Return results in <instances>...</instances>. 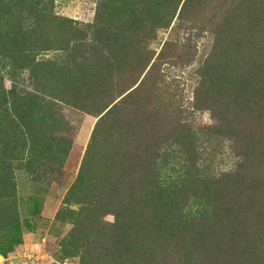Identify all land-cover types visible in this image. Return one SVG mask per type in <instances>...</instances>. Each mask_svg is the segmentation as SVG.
Segmentation results:
<instances>
[{"label":"rangeland","instance_id":"1","mask_svg":"<svg viewBox=\"0 0 264 264\" xmlns=\"http://www.w3.org/2000/svg\"><path fill=\"white\" fill-rule=\"evenodd\" d=\"M24 1L0 7L37 27L0 30V264H264V0ZM153 169L213 215L132 213Z\"/></svg>","mask_w":264,"mask_h":264},{"label":"trees","instance_id":"2","mask_svg":"<svg viewBox=\"0 0 264 264\" xmlns=\"http://www.w3.org/2000/svg\"><path fill=\"white\" fill-rule=\"evenodd\" d=\"M14 1L15 0H0L1 9L6 6V10L10 11L7 6L15 5L19 11V15L22 14L24 12L25 1L20 0L18 4H14ZM1 12L2 11H0V13ZM27 19L28 17H26L25 20L19 19L17 23L12 24L11 16L4 19L0 17V28H3L0 30L4 31L8 29V34L11 36H28L37 27L35 23L33 24L34 27L31 24H27ZM181 176L182 175L179 174V180ZM215 176H217V174ZM215 176H213L212 179L217 181ZM184 177L189 179L190 175L184 173ZM146 179L147 181L145 184L134 183L133 186H124L122 189V193H124L129 200L128 204L131 205L132 213H139V216L145 219L150 215H160L167 225L178 227L180 230H184L194 222L204 223L213 215L212 209L214 206H210L209 201L203 194L192 195L202 199L195 205V208H192L188 200L191 193L186 189L185 183H183L182 180L179 184H175V182L170 184L162 183L159 173H156L154 169L146 175ZM113 216L114 222L112 226L116 229L120 227L123 228L124 225L121 221V212L115 210ZM142 224H139L137 227L142 228Z\"/></svg>","mask_w":264,"mask_h":264}]
</instances>
